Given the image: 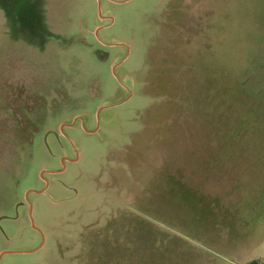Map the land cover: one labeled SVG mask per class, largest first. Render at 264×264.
<instances>
[{"label":"rangeland","instance_id":"obj_1","mask_svg":"<svg viewBox=\"0 0 264 264\" xmlns=\"http://www.w3.org/2000/svg\"><path fill=\"white\" fill-rule=\"evenodd\" d=\"M186 189L212 209L172 225ZM131 226L264 264V0H0V264H99Z\"/></svg>","mask_w":264,"mask_h":264},{"label":"trees","instance_id":"obj_2","mask_svg":"<svg viewBox=\"0 0 264 264\" xmlns=\"http://www.w3.org/2000/svg\"><path fill=\"white\" fill-rule=\"evenodd\" d=\"M178 196L179 202H169L168 208L171 211L179 210L177 213L179 221L186 219L191 209H195L197 215L201 214V210H207V207L210 208L211 206L212 209L211 196L201 191L186 189L184 194L180 193ZM174 213L170 212V214ZM171 217L172 215H170ZM173 218L170 220L175 223L177 220L174 222ZM147 229L153 230V228L149 227ZM133 231H136L135 227H132V230L126 232H109L104 234L103 239H108L107 243L104 241L106 244L100 245V251L98 249H93L92 251V254H98L99 264H183L173 246L164 239L158 241V237L153 236V231L138 230L136 236L134 234L135 232L132 235ZM116 240L126 241L117 242ZM138 240H142L143 247L139 248L140 250L135 248L134 245L135 243L138 244ZM130 244H132V247ZM148 251L151 253H148Z\"/></svg>","mask_w":264,"mask_h":264},{"label":"crops","instance_id":"obj_3","mask_svg":"<svg viewBox=\"0 0 264 264\" xmlns=\"http://www.w3.org/2000/svg\"><path fill=\"white\" fill-rule=\"evenodd\" d=\"M167 209V208H166ZM167 213V212H166ZM145 218V217H144ZM142 219L144 222H145V224H147L148 226L147 227H149V228H153V229H159V230H165V228L162 226V225H160V224H158V223H149V222H147V220H146V218L145 219ZM165 220H167V222L168 223H172V225H174V223L167 217V214L166 215H164V217H163ZM227 222V221H226ZM183 224L184 222H182V220H181V222H178V221H176L175 222V224ZM167 230V229H166ZM165 233H166V235L168 234L169 236H167V238H169V240H172L173 238L170 236V234L169 233H167V231H165ZM165 235V236H166ZM167 238H166V240L165 241H167V242H169L173 247H174V244L171 242V241H168L167 240ZM179 239H178V241L180 242V243H182L183 242V240L185 239V238H183L182 236L181 237H178ZM185 240H187V239H185ZM177 241V240H176ZM188 241V240H187ZM174 243H175V241H174ZM181 248V247H180ZM174 249L177 251V253H178V251H179V247H174ZM181 252L179 251V253H178V255L180 254ZM209 259H210V257H208Z\"/></svg>","mask_w":264,"mask_h":264},{"label":"water","instance_id":"obj_4","mask_svg":"<svg viewBox=\"0 0 264 264\" xmlns=\"http://www.w3.org/2000/svg\"><path fill=\"white\" fill-rule=\"evenodd\" d=\"M32 222H33V226L35 227V223H34V221L32 220Z\"/></svg>","mask_w":264,"mask_h":264}]
</instances>
